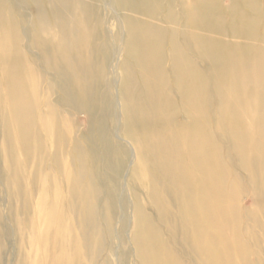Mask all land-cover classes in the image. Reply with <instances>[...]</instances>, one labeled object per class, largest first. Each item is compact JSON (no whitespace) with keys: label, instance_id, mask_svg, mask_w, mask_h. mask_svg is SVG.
<instances>
[{"label":"bare ground","instance_id":"obj_1","mask_svg":"<svg viewBox=\"0 0 264 264\" xmlns=\"http://www.w3.org/2000/svg\"><path fill=\"white\" fill-rule=\"evenodd\" d=\"M103 9L117 19L115 33ZM117 99L122 133L137 148L129 188L146 198L147 207L134 202L141 264H184L174 217L202 264H253L252 252L264 264V233L248 230L264 232V0H0L1 152L8 159L21 166L33 153L46 157L39 134L59 141L64 108L88 119L103 111L113 128ZM90 127L52 156L57 175L62 156L71 166L66 180L84 214L82 244L59 226L69 208L49 209L51 192L41 191L34 264H70L71 250V263L82 264L83 248L101 245L100 225L110 227L124 168L114 157L126 148ZM20 177L15 171V183ZM242 183L249 207L239 206ZM48 238L51 262L42 256Z\"/></svg>","mask_w":264,"mask_h":264},{"label":"rangeland","instance_id":"obj_2","mask_svg":"<svg viewBox=\"0 0 264 264\" xmlns=\"http://www.w3.org/2000/svg\"><path fill=\"white\" fill-rule=\"evenodd\" d=\"M119 16L121 18L122 15ZM102 17L105 19V27L107 30L115 33L118 25L117 19L112 18L110 11L107 9L106 11L103 9ZM116 64H118V61L113 65ZM37 69L42 71L40 66H38ZM109 78H112L111 74ZM27 88V91L31 94L32 86L28 79ZM56 97V95L53 96L55 99ZM73 97H75L74 94L71 95V98ZM115 103L116 108L113 112V120L111 119L114 125L113 128H110V122L103 111L96 112L93 117L88 119V116L84 113L74 112L71 109L64 108L61 113V118L55 116L59 121L57 133L61 131V134H58L59 141H56V139L52 140L44 131H41L39 134V137L44 143V149L48 152L46 157H39L37 153H33V155L28 156V158H24L21 152L15 154V157L18 159L24 158L23 162L25 167L24 165H16L18 164L17 162L8 159L6 154L1 152V148L5 147L7 142L5 132L0 129V264H34L37 258V254L36 256L34 255L35 248L38 245V240L35 238L36 229L43 228L44 219L41 215V206L43 203L42 196L40 197L41 191H43V193L44 191H48V194L51 192V197L49 201L47 200L49 209L51 208V210H53V205L55 203H57L59 209L62 207L64 209L69 208L70 214L67 216V221L64 225L59 224V226L63 231L67 232L65 235L67 238L74 243L77 242L76 245L78 247L82 244L83 229L81 222L84 220V214L80 210L77 198H71L69 196L66 180L67 172L70 170L71 166L65 159V156H62V159L58 160L61 164L59 165V174L61 175H57L54 171L55 158L52 156L56 148L62 150L64 146V148L67 147L68 149V147L71 146L70 141H72L75 134L79 137L83 135L84 132H87L86 128L88 126V121L91 125L90 128H92L94 132L96 130L100 135L102 133L103 137L107 134L111 135L112 140L114 139V141L125 146L126 150L125 154L120 152L119 155L114 157V161L123 159L124 168L121 176L117 180L119 189L115 197L116 209L113 213L110 227L106 229L107 226L103 223L100 225L101 233L98 239H100L101 245L98 249H96L95 246L89 245H87L86 249L83 248L85 252L82 256V264H141V260L138 258L136 243H134L135 241L133 239L135 229L134 202L139 199L140 204L146 206V198L143 190L139 189L134 197L133 192L129 188V175L132 164L136 160L137 148L135 143L131 139L126 138L122 133L123 114L121 101L117 99ZM67 104L69 107H75V104L71 102ZM109 129H112V131H109ZM100 135L97 136L96 134L93 140L96 142V139L100 137ZM226 144L229 143L227 142ZM231 157L233 156L231 155ZM15 167H20V169L17 170ZM15 171H18L21 176L18 183L14 181ZM49 178L52 179V183L44 181ZM241 186L245 188L247 185L242 183L238 187V189H241L239 192L240 195L238 196L240 199L239 206L249 207L252 205L253 201L248 193L244 191L243 194L242 188H240ZM59 196L63 197L62 201L58 200ZM101 196L103 195L101 194ZM64 197L68 200L67 202H64ZM259 197L260 199H264V194L260 193ZM167 201H169V198H167ZM146 207H144V211L152 214V210ZM173 210L175 209L173 208ZM103 213L106 214V211L103 210ZM169 222L176 228L174 231V238L179 242V245H181L180 249L185 254L184 264H190L191 260L196 264H202L197 253L187 246V232L185 231L184 233L182 231V221L174 217L171 218ZM248 230L257 236L263 235L264 233L260 228L252 225ZM89 231L90 229H87L86 234H88ZM165 233L168 232L166 231ZM165 237L168 236L165 235ZM94 238H96V236ZM247 239L250 241V236L247 237ZM44 241L48 243L43 242L45 252H43L42 256H45L47 262H51L54 260L56 252L49 238ZM88 242H90L89 237ZM71 251L73 253L74 250ZM72 253L67 252L66 263L68 260L69 263L72 264L71 260L73 258H69L73 257ZM188 255L190 257H188ZM261 257L263 263L264 255ZM187 258L189 259L188 263ZM254 259L256 260V264H259L257 256L252 252L250 260L253 264L255 263Z\"/></svg>","mask_w":264,"mask_h":264}]
</instances>
